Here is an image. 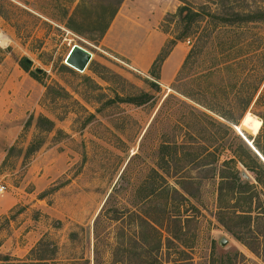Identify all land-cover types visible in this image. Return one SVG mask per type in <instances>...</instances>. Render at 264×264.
Wrapping results in <instances>:
<instances>
[{"label": "rangeland", "instance_id": "obj_1", "mask_svg": "<svg viewBox=\"0 0 264 264\" xmlns=\"http://www.w3.org/2000/svg\"><path fill=\"white\" fill-rule=\"evenodd\" d=\"M83 1L0 0V185L10 199L0 254L48 264H264V219L230 221L220 208L234 204L228 183L218 201L219 176L237 171L249 181L252 217L264 215V188L238 162L255 160L242 134L264 147V106L255 104L264 21L216 20L264 11V0H124L129 25L116 50L64 27ZM85 1L92 16L102 0ZM183 6L198 15L182 22ZM73 45L93 55L83 73L65 64ZM175 47L179 58L168 60ZM143 94L147 103L125 102ZM142 211L162 224L156 238L138 227Z\"/></svg>", "mask_w": 264, "mask_h": 264}, {"label": "trees", "instance_id": "obj_2", "mask_svg": "<svg viewBox=\"0 0 264 264\" xmlns=\"http://www.w3.org/2000/svg\"><path fill=\"white\" fill-rule=\"evenodd\" d=\"M124 0H102L98 3L95 8V12L92 16H89L91 14L90 6L88 3L84 0L80 5H78L75 9V12L65 17L64 27L72 32L75 35H78L80 37H85V35H88L91 38H88L89 40L93 42H97L102 39L104 34L107 32L111 22L113 21L114 17L116 16L121 4ZM198 15L195 12H192L190 9H187L186 7H181L178 11V17L182 22H189L192 19V16ZM216 20H219L218 24L219 26L224 27H234V26H240V25H247L249 23L264 21V11H260L257 13H247V14H240L238 12L235 13L234 18L230 17H218L216 16ZM172 45L175 44V41L171 42ZM162 60L161 57L156 58V60L153 62L151 69H157L158 63ZM19 66L26 72H29V68L31 66V63L27 58H22L19 60ZM223 68H221L218 72H222ZM38 73V71H36ZM32 76H35L36 73L30 72ZM152 74L158 78L157 73L152 71ZM212 73L208 72L205 75V78H208ZM152 86L157 87L156 84L151 83ZM258 90V89H257ZM255 97L254 95H251L247 98H245L243 101L245 103L246 107H249L250 104L253 102ZM150 96L148 94H143L138 97L133 98H126V103H132L136 105H142L144 103H147L149 101ZM255 104H262L264 106V86L260 94L258 95L257 99L255 100ZM207 110L214 112L216 114H220L221 117L225 118L224 114L217 111V106L214 107V104L211 103H205L200 104ZM251 115V114H250ZM229 120L228 118H225ZM262 124L264 125V118H261ZM41 123L46 124L47 128L45 131H49L52 129L53 123L44 118L40 117L37 120V125ZM233 126H237V123L233 122ZM240 131V130H239ZM241 132V131H240ZM242 134V132H241ZM243 135V134H242ZM244 136V135H243ZM245 137V136H244ZM246 138V137H245ZM246 140L252 145V143L246 138ZM254 149L260 154V156L264 159V147H260L255 141L252 145ZM249 153H251L254 156V166H250L247 162H244L243 160H238V162L248 171L254 173V180L257 182L258 185L264 188V163L258 158V156L250 149H247ZM243 173L235 172L233 175L229 178H226L225 176H219L220 178V186L218 188V201L219 204L223 203L225 200V189L224 186L228 183L231 186V197L234 199L233 206H222L220 207L222 212L229 216L230 221L235 220H245L250 223L252 220H260L264 219V215L257 213L256 216L253 218L252 213L254 211L252 206V197L251 195L246 192L245 190L249 187V181L246 176L242 175ZM243 176V177H242ZM238 187V188H236ZM183 189V187H182ZM234 191L233 190H238ZM174 193H178L176 189H172ZM242 202L244 206L240 207L238 204ZM229 207V208H228ZM137 220H138V227L142 229L143 227L147 226L151 232L153 233L154 237L156 238V234L158 233V229L161 227L162 224L158 222V220L153 216V214H149L147 212L142 211L141 213L136 214ZM223 222V219L221 220ZM225 225V224H224ZM232 231L231 228L228 227V231ZM233 234L235 232H232ZM239 237V236H238ZM240 241H242L244 244L245 240L240 238ZM160 243V240L158 239L157 244ZM38 247H34L30 254L35 253L40 250V246L44 245V242H39ZM247 245V244H246ZM49 261H53L52 259L45 258L44 256H37V258L32 259L28 258L27 260L20 261L18 259H14L9 255H2L0 254V264H48ZM120 261H116L114 264H118Z\"/></svg>", "mask_w": 264, "mask_h": 264}, {"label": "crops", "instance_id": "obj_3", "mask_svg": "<svg viewBox=\"0 0 264 264\" xmlns=\"http://www.w3.org/2000/svg\"><path fill=\"white\" fill-rule=\"evenodd\" d=\"M128 2H133V0H128ZM134 2H135V0H134ZM120 10H121V8H120ZM128 14H131V13H128ZM128 21H129L128 15L126 13L118 11V13L114 17L110 27L108 28L107 32L102 37L100 45L105 43V45L111 47V49L116 50V46L119 43V29H121L125 25L128 26L129 25ZM176 51H177V47L172 49V51L168 57V60L175 58V61H176L177 58H179L178 52H176ZM149 64H150L149 62L144 63L141 68L147 69L149 67ZM9 209H10V199L1 195L0 196V217H2L4 214H6Z\"/></svg>", "mask_w": 264, "mask_h": 264}, {"label": "water", "instance_id": "obj_4", "mask_svg": "<svg viewBox=\"0 0 264 264\" xmlns=\"http://www.w3.org/2000/svg\"><path fill=\"white\" fill-rule=\"evenodd\" d=\"M90 61H91L90 53L86 51L85 49H83L82 47L77 46V45H73L71 47V49L69 50L65 58V64L69 66L70 68H72L73 70L80 72V73H83L86 70ZM248 145L253 149V147L250 144ZM254 152L264 163V159L255 150ZM225 243H226V240L222 239L220 244L224 245Z\"/></svg>", "mask_w": 264, "mask_h": 264}, {"label": "bare ground", "instance_id": "obj_5", "mask_svg": "<svg viewBox=\"0 0 264 264\" xmlns=\"http://www.w3.org/2000/svg\"><path fill=\"white\" fill-rule=\"evenodd\" d=\"M0 43L2 44V43H4V40L1 38V36H0ZM77 46H79V45H77ZM81 47V46H80ZM71 49V48H70ZM84 49V48H83ZM86 50V49H85ZM87 51V50H86ZM69 52V51H68ZM89 52V51H88ZM90 53V52H89ZM90 55H91V60H92V57H93V55L90 53ZM237 131V130H236ZM243 136V135H242ZM243 139L244 140H246L245 139V137L243 136ZM247 141V140H246ZM248 142V141H247ZM248 144H250L249 142H248ZM251 145V144H250ZM252 146V145H251ZM254 149V148H253ZM255 150V149H254ZM256 151V150H255ZM257 152V151H256ZM258 153V152H257ZM259 154V153H258ZM260 155V154H259Z\"/></svg>", "mask_w": 264, "mask_h": 264}, {"label": "built area", "instance_id": "obj_6", "mask_svg": "<svg viewBox=\"0 0 264 264\" xmlns=\"http://www.w3.org/2000/svg\"><path fill=\"white\" fill-rule=\"evenodd\" d=\"M5 187L3 185H0V196L4 193Z\"/></svg>", "mask_w": 264, "mask_h": 264}]
</instances>
